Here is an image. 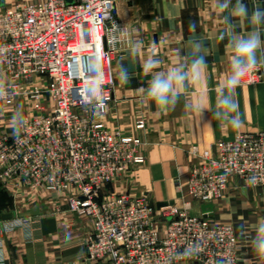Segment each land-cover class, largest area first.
Segmentation results:
<instances>
[{"label": "built area", "instance_id": "built-area-1", "mask_svg": "<svg viewBox=\"0 0 264 264\" xmlns=\"http://www.w3.org/2000/svg\"><path fill=\"white\" fill-rule=\"evenodd\" d=\"M6 2L0 0V107L21 96L32 112L18 136L0 137V187L12 182L64 195L71 213L92 221L85 252L96 264H238L233 227L191 215V201L211 204L232 177L264 186V129L217 140L213 152L193 146L186 181L191 201L181 207L157 213L144 195L109 194L108 185L144 162L140 138L109 130L96 115L112 101L113 60L123 40L115 0ZM150 52L156 53L154 45ZM258 83L264 84L259 66L242 85ZM192 243L203 250L185 258Z\"/></svg>", "mask_w": 264, "mask_h": 264}, {"label": "crops", "instance_id": "crops-1", "mask_svg": "<svg viewBox=\"0 0 264 264\" xmlns=\"http://www.w3.org/2000/svg\"><path fill=\"white\" fill-rule=\"evenodd\" d=\"M244 3L249 12L253 7L264 8V0ZM224 15L227 13L217 10L216 0H116L114 16L121 19L123 40L113 60V96L106 127L138 136L156 155L159 151H175L180 166L185 165V151L193 146L213 152L217 140L232 139L237 133L258 127L256 111L264 95L248 88L257 84L235 89L233 98L238 110L232 115L239 116L242 127L232 129L214 116L221 84L230 71ZM234 25L241 35L250 30L243 20L234 21ZM261 31L264 39V29ZM191 40L201 41L205 50L207 71L199 82L182 90L175 108L167 112L152 102H142L143 91L152 78L146 61L156 59L160 63L154 71H166L185 58ZM151 45L156 48L154 54L150 52ZM257 66L264 69V50L257 52ZM197 102L204 105L202 113L192 111ZM1 116L0 135H11L13 129L6 125L10 121ZM140 121L143 128L136 127ZM168 195L174 199L172 186ZM211 204L208 219L233 227L239 245L238 264H258L250 239L255 235V225L264 221V186L247 187L232 177L221 197ZM192 211L201 214V205H193ZM5 223L12 229L5 230ZM0 230V264H96L86 258L85 252L92 221L71 213L62 194L15 187L12 182L5 189L0 187Z\"/></svg>", "mask_w": 264, "mask_h": 264}, {"label": "clouds", "instance_id": "clouds-1", "mask_svg": "<svg viewBox=\"0 0 264 264\" xmlns=\"http://www.w3.org/2000/svg\"><path fill=\"white\" fill-rule=\"evenodd\" d=\"M216 8L224 15L223 29L224 36L228 38V48L230 49V71L225 76L221 84V94L217 102L214 116L223 121L224 125L232 129L242 127V122L237 113L238 105L234 101V92L239 87L244 78L249 76L257 67V52L264 50V39H262V29H264V8L253 7L249 12L244 0H216ZM243 20L249 26V31L241 35L235 30L234 21ZM194 31L195 26H191ZM188 54L183 60L170 67L166 71H154V66L160 61L152 59L146 61L152 78L148 87L143 91L142 102H152L156 107L167 112L175 108L182 90H186L190 84L195 85L200 77L207 71V62L204 45L199 40H191L188 45ZM5 49H0V56L4 55ZM4 82L0 81V100L4 98ZM204 105L197 102L192 106V111L202 113ZM20 128L14 127V134L19 135ZM248 183H255L252 177ZM255 235L250 239V247L258 264H264V221L258 222L254 228ZM203 250L200 243H192L186 246L182 255L191 258L199 255ZM228 264H232L229 261Z\"/></svg>", "mask_w": 264, "mask_h": 264}, {"label": "rangeland", "instance_id": "rangeland-1", "mask_svg": "<svg viewBox=\"0 0 264 264\" xmlns=\"http://www.w3.org/2000/svg\"><path fill=\"white\" fill-rule=\"evenodd\" d=\"M19 1L21 0H7L6 6H10L11 4ZM3 7V5H0V10ZM115 20L116 24L121 28V19L118 20L115 17ZM259 68L264 71L261 66H259ZM39 85L43 87L41 82ZM241 86L247 88V86L242 84ZM248 88H252L253 90L258 91V93L264 95L263 83ZM108 108L109 107L106 106L99 114L96 113L99 120L104 123L108 113ZM31 112L32 110H30V106L21 96L16 97L12 103L2 105V107H0V114L2 115L1 119L4 121H10L7 122L6 125L9 124L12 127L13 133L11 135L14 134V127H18V125L25 118L30 117ZM256 112L257 114L255 120L259 123V125H257L258 127L255 126L256 128L250 129V131L264 129V99L263 102L259 103L258 111ZM4 135L11 136L9 134L2 133L0 137ZM134 137L138 136L134 135ZM141 142V153L144 156V162L128 170L118 181L113 182L111 186L108 187L109 189H106L107 193L129 194L132 197L144 195L157 213L170 206L181 207L183 205V201H191L186 191V181L189 169L193 164L192 159L195 160L192 149L190 148L185 151L186 162L185 165L183 164V166H180V160L175 151H159L160 154L156 155L155 151L148 150L145 143L143 141ZM151 154H155V156H152L154 159L149 158ZM162 158L163 160H160ZM142 169L145 171L141 172ZM147 173H149L148 176ZM160 174L162 177L159 176ZM170 186L174 189V199L170 198L168 195ZM191 204L196 205L193 201H191ZM194 211H190V214L197 215Z\"/></svg>", "mask_w": 264, "mask_h": 264}, {"label": "water", "instance_id": "water-1", "mask_svg": "<svg viewBox=\"0 0 264 264\" xmlns=\"http://www.w3.org/2000/svg\"><path fill=\"white\" fill-rule=\"evenodd\" d=\"M211 211H212V204L205 203L201 205V213L203 217H208Z\"/></svg>", "mask_w": 264, "mask_h": 264}]
</instances>
